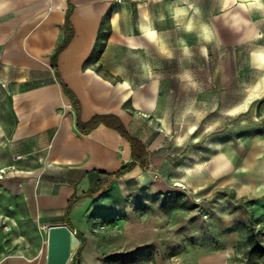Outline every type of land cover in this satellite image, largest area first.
<instances>
[{"label": "crops", "instance_id": "crops-1", "mask_svg": "<svg viewBox=\"0 0 264 264\" xmlns=\"http://www.w3.org/2000/svg\"><path fill=\"white\" fill-rule=\"evenodd\" d=\"M162 2L0 0V264H48L49 227L88 232L113 208L115 193L152 187V173L171 161L158 136L142 133L155 121L145 115L160 109L169 92L155 62L163 28L173 26L177 10ZM100 115L117 117L146 145L147 165L105 122L79 129V120ZM180 167L173 166L171 180L182 175ZM227 263L219 252L198 264Z\"/></svg>", "mask_w": 264, "mask_h": 264}, {"label": "rangeland", "instance_id": "rangeland-1", "mask_svg": "<svg viewBox=\"0 0 264 264\" xmlns=\"http://www.w3.org/2000/svg\"><path fill=\"white\" fill-rule=\"evenodd\" d=\"M252 3L163 0V9L177 10L155 62L169 92L145 115L156 122L142 133L158 136L171 161L152 173V187L115 193L113 208L77 232L68 264L79 251L89 264H198L219 252L227 264H264V5ZM228 148L232 163L216 175L209 165ZM195 159L208 165L175 181L168 176Z\"/></svg>", "mask_w": 264, "mask_h": 264}, {"label": "trees", "instance_id": "trees-1", "mask_svg": "<svg viewBox=\"0 0 264 264\" xmlns=\"http://www.w3.org/2000/svg\"><path fill=\"white\" fill-rule=\"evenodd\" d=\"M66 24L67 26L70 25V12L67 15V20H66ZM71 33L69 34V37L67 39V41L64 43L67 44L68 40L71 38ZM64 45H62L58 50L57 53L53 56V63L56 67V60H57V54L58 52H60V50H62V48L64 47ZM103 52V47H101L98 51V55L100 56L101 53ZM67 91H69L71 94L72 92L67 88ZM75 104H77V101H75ZM100 122H105L108 126H111L115 129H117L123 136H125L132 144V149H133V158L136 161L141 162V164L143 165H147V150H146V145L139 140L138 138H135L134 136H132L127 129L125 128V126L123 125V123H121V121L113 116V115H103V116H96L94 117L91 121L87 122V123H83L80 120L78 121V127L82 132H86L87 130L95 127L97 124H99ZM134 164V162L126 165L125 167H123L122 169H120L117 172L111 173V176L116 179L119 176H121L122 174H124L126 171H128L131 166ZM74 200H71L68 206V209H70V207L72 206ZM81 263V258H80V251L78 252L76 258L74 259L73 264H80Z\"/></svg>", "mask_w": 264, "mask_h": 264}, {"label": "water", "instance_id": "water-1", "mask_svg": "<svg viewBox=\"0 0 264 264\" xmlns=\"http://www.w3.org/2000/svg\"><path fill=\"white\" fill-rule=\"evenodd\" d=\"M79 237L68 225L49 227L48 264H68L73 251L79 244Z\"/></svg>", "mask_w": 264, "mask_h": 264}, {"label": "bare ground", "instance_id": "bare-ground-1", "mask_svg": "<svg viewBox=\"0 0 264 264\" xmlns=\"http://www.w3.org/2000/svg\"><path fill=\"white\" fill-rule=\"evenodd\" d=\"M264 5V0H254V3H252V6L255 7L257 10H261L262 6ZM180 11H187V9L184 7L183 9H181ZM177 12V11H176ZM183 13V12H182ZM181 13V14H182ZM180 14V15H181ZM183 15V14H182ZM235 15V14H234ZM148 16V15H147ZM187 27H190V23L187 24ZM204 30L206 31V35L209 36L210 33V24L205 22L204 23ZM156 31V30H155ZM152 33V32H151ZM153 36V35H152ZM156 37V36H155ZM149 38V37H148ZM150 40V39H149ZM258 60L260 63V66L263 67L264 69V50H261L258 54ZM153 79V78H152ZM153 82V81H152ZM264 83V82H263ZM158 84V82H157ZM154 87V86H153ZM128 90V89H127ZM130 91V90H129ZM151 91V89H150ZM156 93V92H155ZM154 93V95H155ZM136 94V93H135ZM141 100V98H140ZM136 101V99H135ZM138 101V100H137ZM247 105V104H246ZM240 107H236L233 111L239 110ZM192 130H194L192 128ZM234 158V152L231 149H226L224 151H222L221 153H219L214 161L212 165H209L211 170L217 175H219V173L224 172L232 163V160ZM206 164V162H204V160L201 159H195L193 161V163L189 164V165H182L180 167V171L182 172L181 176L182 177H187V176H191L192 172L194 171H200L202 169V167ZM208 165V163L206 164ZM177 179H174V181ZM181 181V180H180ZM178 185H183L181 182H177ZM49 234V231H48Z\"/></svg>", "mask_w": 264, "mask_h": 264}, {"label": "built area", "instance_id": "built-area-1", "mask_svg": "<svg viewBox=\"0 0 264 264\" xmlns=\"http://www.w3.org/2000/svg\"><path fill=\"white\" fill-rule=\"evenodd\" d=\"M0 173L3 174L4 173V169H0ZM3 177L2 175H0V178Z\"/></svg>", "mask_w": 264, "mask_h": 264}]
</instances>
